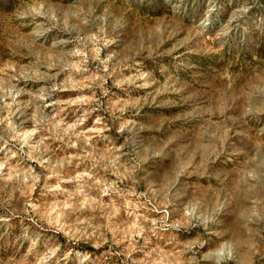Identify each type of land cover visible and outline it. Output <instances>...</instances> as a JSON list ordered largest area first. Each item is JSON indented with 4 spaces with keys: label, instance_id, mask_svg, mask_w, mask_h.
Instances as JSON below:
<instances>
[{
    "label": "rangeland",
    "instance_id": "374dc122",
    "mask_svg": "<svg viewBox=\"0 0 264 264\" xmlns=\"http://www.w3.org/2000/svg\"><path fill=\"white\" fill-rule=\"evenodd\" d=\"M0 264H264V0H0Z\"/></svg>",
    "mask_w": 264,
    "mask_h": 264
}]
</instances>
